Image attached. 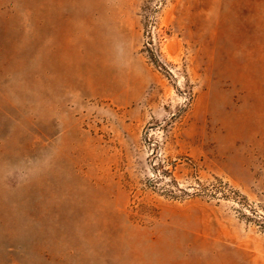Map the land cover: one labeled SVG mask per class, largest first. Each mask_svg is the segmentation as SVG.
I'll list each match as a JSON object with an SVG mask.
<instances>
[{"label":"rangeland","instance_id":"rangeland-1","mask_svg":"<svg viewBox=\"0 0 264 264\" xmlns=\"http://www.w3.org/2000/svg\"><path fill=\"white\" fill-rule=\"evenodd\" d=\"M0 264H264V0H0Z\"/></svg>","mask_w":264,"mask_h":264}]
</instances>
